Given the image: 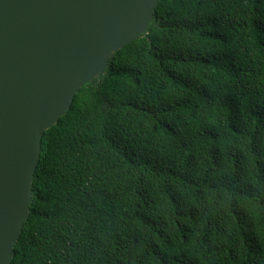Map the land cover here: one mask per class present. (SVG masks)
I'll list each match as a JSON object with an SVG mask.
<instances>
[{"label":"trees","instance_id":"trees-1","mask_svg":"<svg viewBox=\"0 0 264 264\" xmlns=\"http://www.w3.org/2000/svg\"><path fill=\"white\" fill-rule=\"evenodd\" d=\"M8 264H264V0H156L42 131Z\"/></svg>","mask_w":264,"mask_h":264},{"label":"water","instance_id":"water-1","mask_svg":"<svg viewBox=\"0 0 264 264\" xmlns=\"http://www.w3.org/2000/svg\"><path fill=\"white\" fill-rule=\"evenodd\" d=\"M156 0H0V264L27 215L42 131L106 60L137 38Z\"/></svg>","mask_w":264,"mask_h":264}]
</instances>
